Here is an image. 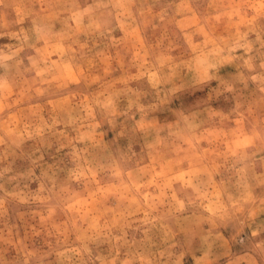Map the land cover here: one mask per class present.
<instances>
[{
	"label": "rangeland",
	"instance_id": "374dc122",
	"mask_svg": "<svg viewBox=\"0 0 264 264\" xmlns=\"http://www.w3.org/2000/svg\"><path fill=\"white\" fill-rule=\"evenodd\" d=\"M0 264H264V0H0Z\"/></svg>",
	"mask_w": 264,
	"mask_h": 264
}]
</instances>
